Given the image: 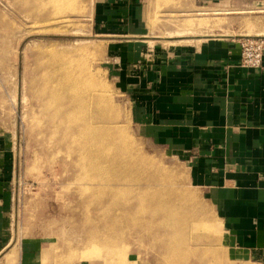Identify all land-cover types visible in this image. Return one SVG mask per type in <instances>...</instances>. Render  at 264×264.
<instances>
[{
	"label": "rangeland",
	"instance_id": "374dc122",
	"mask_svg": "<svg viewBox=\"0 0 264 264\" xmlns=\"http://www.w3.org/2000/svg\"><path fill=\"white\" fill-rule=\"evenodd\" d=\"M141 4L137 17L141 20L130 21L127 7L101 6L98 0L97 26L94 0H0V121L14 136L12 248L11 252L6 249L0 254V264H16L17 244L30 239L38 240L55 264H163L158 258V247L163 246L158 245L160 241L136 226H116L100 211L119 209L116 204L134 199V193L126 190L112 198L113 193L99 185L103 182H98V177L108 170L106 166L97 167L98 160L103 157L126 163L134 157L137 160V155L138 162L144 164V156L160 162L163 174L166 170L173 172L177 188L195 197L189 218H198L203 229L188 230L189 240L181 251L184 259L179 256L183 264H256L230 257L221 242L219 216L205 191L192 184L187 165L166 147L153 142L138 123L127 74L115 62V46L120 38H125L119 35L167 45L194 44L209 35L264 36L261 13L238 12V3L232 5L228 1L208 4L197 0H144ZM210 9L225 11L207 12ZM170 31L187 33L170 35ZM171 37L194 41L171 44ZM67 69L70 73L66 75ZM65 75L66 80L85 75L96 81L78 95L88 100L87 109L93 108L81 111L83 115L85 112V119L79 114L92 124L91 128L83 124L86 136L96 134L95 139H87V147L98 151L92 159L89 149L68 150L69 146L54 133L55 110L46 107L45 101L52 97L54 87L60 85V79L64 81ZM96 101L99 111H94L98 109ZM101 135L106 145L100 148ZM94 162L96 167L90 166ZM110 171L118 178L125 175L124 169L111 167ZM154 174L144 172L146 178ZM140 175L143 176H137L142 179ZM138 184L152 188L153 184L160 185L157 180H141ZM144 194L147 200L154 196L151 189ZM202 204L210 210L209 218ZM178 216L181 223L189 220L182 211Z\"/></svg>",
	"mask_w": 264,
	"mask_h": 264
},
{
	"label": "crops",
	"instance_id": "0c3cea01",
	"mask_svg": "<svg viewBox=\"0 0 264 264\" xmlns=\"http://www.w3.org/2000/svg\"><path fill=\"white\" fill-rule=\"evenodd\" d=\"M197 1L238 3V12L261 13L259 21L264 20V0ZM99 2L127 7L128 20H141L144 0ZM94 4L98 26V0ZM119 36L125 38L115 46V62L127 74L138 123L153 142L187 165L192 184L205 191L230 257L264 264V60L258 69L241 66L239 38L233 34L177 45ZM13 139L0 121V254L12 248ZM15 258L16 264H55L34 239L18 243Z\"/></svg>",
	"mask_w": 264,
	"mask_h": 264
},
{
	"label": "bare ground",
	"instance_id": "6f19581e",
	"mask_svg": "<svg viewBox=\"0 0 264 264\" xmlns=\"http://www.w3.org/2000/svg\"><path fill=\"white\" fill-rule=\"evenodd\" d=\"M184 33H187V32L185 31L174 32L173 31L169 34L170 35H175V34L185 35ZM179 36L180 35H178V37ZM173 39L174 37H171L168 40L169 41L168 43L174 44V43H178V42L180 43L183 41L185 42L194 41V40L189 41L185 39L184 40H181V39L173 40ZM45 69L46 68H44V70ZM64 70L65 68L62 70L61 75L64 73ZM67 73H70L68 69L66 70L65 74L67 75ZM66 75H65L64 81H61L60 79V85L59 86L57 85V87H54L52 97L50 95L51 98L48 101H45L47 102L46 107H48L50 110L52 109L55 110L53 118H52V122L55 123L54 126L56 128L54 133L56 136L58 135L60 138L64 140L63 141L64 145L66 144V146H69L68 150H71L73 148V150H76V151L80 149L81 150L83 149L85 151L89 149L87 147V145L89 144V142H87V139H90V140H92V138L95 139L96 134L94 135V132H93V133H90L87 137L84 132L85 129L83 128V124L85 128H91L92 124L88 122V120L86 121L84 120L85 112H84V115L81 112V111H85L84 109H87L88 100L86 99L82 100L81 98L78 97V95L80 96L82 95L81 91L83 89L86 90L88 87L94 86L96 84V81H94L92 77L86 78L85 75L83 77L78 76L77 79L69 78L68 80H66ZM49 79L51 80V76ZM61 89L63 91H61ZM96 103H97L96 105L98 109L94 111L101 110L100 106H98L97 101ZM90 108H92V106H90ZM90 108L87 110L89 111ZM80 113H82L81 116L84 117V119L83 118L81 119L79 117ZM92 115L94 114H91V117ZM82 120L85 122L83 123ZM108 143L110 142L108 141ZM103 145H106V140L104 141L103 136H102L100 148L103 147ZM113 148H115V146ZM117 148H119V146ZM97 153L98 151H94V149L90 148L89 158L92 159L96 157ZM144 157L147 161L144 159H141V160H144L145 164L143 161L138 162V155H137V160L134 157L132 162H126V163H123L121 161L118 163V162H114V160L110 162V161L105 160L103 157H100L101 159L98 160L99 162L97 164V167L106 166L107 167L106 170H108V173L98 177V182H103V183H100L99 185L102 187H106L105 189L108 191V193H113L114 197L112 198L117 197L118 194L126 190H130L134 193V195H132L134 196V199L126 200V202H124L123 204L122 202L121 203L118 202V204H116L117 207L119 206V209L118 208L117 209H102L100 211L101 213H106L107 218L112 223H115L116 226L117 225L118 226L119 225H127V226L130 225L133 227L136 226L140 231L148 234L149 236L154 237L156 241L157 240L158 242L160 241V244L158 245H161V243L163 245V246L158 247V258H159L160 263L183 264L181 262L183 260H180L179 258L184 257V252L181 253V251L185 250V248H182V246H186V244L188 243L187 241L189 239L187 238L188 236L186 235L188 233V230L193 229V228H196V229L198 228V230H200L201 228L203 229V227H199L201 224L200 222H198L199 221L198 218L196 219L189 218L190 217L189 213H191V209L189 208L192 207V200H194L195 197L193 195H190L191 197H189L188 195H185L182 191H180L179 188H177V185H175V182H174L173 172H169L166 170V174H163L164 171L160 170L161 168L159 166L160 162L156 163L154 160L147 159L146 156ZM77 161L79 162L80 160H77ZM95 163L97 162L92 163L90 166L96 167ZM111 167L113 170H118V171L121 169H124L126 177H122L124 174L119 178L118 176H115L114 173L111 174L112 173V171H110ZM101 169L102 168H100V170ZM145 170L155 172L154 176H150V177L148 176L146 178L144 176ZM141 173L143 174V176L140 175L142 179H140L137 176ZM141 180L143 181L150 180L152 183H155L157 180L160 183V185L153 184V188H152L151 185L148 184V185H144L143 187L138 184V182ZM104 182L105 184L107 183V185H105ZM101 184H104L105 186ZM150 189L153 192L154 196L149 197V199L147 200L146 199L147 197L144 193H148ZM204 207H205L204 214H206V216L208 217L210 210L208 209L207 206H204ZM147 208H151V209H147ZM181 211L184 215L188 216L189 220L187 222L185 220L186 223L180 222L178 214ZM187 248H189V246ZM178 260H180L181 263Z\"/></svg>",
	"mask_w": 264,
	"mask_h": 264
},
{
	"label": "built area",
	"instance_id": "2783aa9c",
	"mask_svg": "<svg viewBox=\"0 0 264 264\" xmlns=\"http://www.w3.org/2000/svg\"><path fill=\"white\" fill-rule=\"evenodd\" d=\"M241 48V66L258 69L263 66L264 36L244 35L239 38Z\"/></svg>",
	"mask_w": 264,
	"mask_h": 264
}]
</instances>
